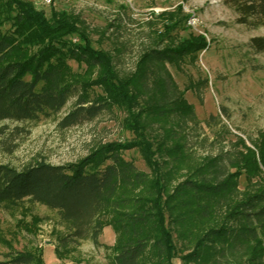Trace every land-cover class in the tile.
<instances>
[{
    "label": "trees",
    "instance_id": "trees-1",
    "mask_svg": "<svg viewBox=\"0 0 264 264\" xmlns=\"http://www.w3.org/2000/svg\"><path fill=\"white\" fill-rule=\"evenodd\" d=\"M225 2L239 23L264 25V0ZM172 15L121 73L111 53L90 46L78 16L0 0V121L34 123L72 99L63 124L115 107L132 133L71 162L0 163V206L41 204L66 226L54 248L59 258L67 246L89 241L106 251L98 264H171L174 257L180 264H264V132L250 145L236 134L227 149L193 155L188 135L199 120L185 92L202 100L207 79H189L181 89L169 65L181 71L185 57L196 60L207 41L202 34L175 41L171 31L185 16ZM250 46L264 53V36ZM70 60L89 73L73 71ZM126 149L137 150L148 171L124 158ZM105 225L114 233L111 245L99 240ZM0 264L45 263L41 250H8Z\"/></svg>",
    "mask_w": 264,
    "mask_h": 264
},
{
    "label": "rangeland",
    "instance_id": "rangeland-1",
    "mask_svg": "<svg viewBox=\"0 0 264 264\" xmlns=\"http://www.w3.org/2000/svg\"><path fill=\"white\" fill-rule=\"evenodd\" d=\"M23 1L42 8L47 15L52 9L78 16L84 21L80 29L90 46L111 53L121 73L132 69L138 51L148 42L149 33L155 29L161 31L172 14L185 16L180 28L171 31L173 39L202 34L207 41V48L198 53L196 60L185 57L181 71L169 65L181 89L189 79H207L202 100L193 90L185 92L199 120L188 135L193 155L199 158L227 149L236 134L250 145L249 139L264 132V53L250 46L251 38L264 36V25L239 23L238 14L225 0H51L48 4L41 0ZM177 8H181V13L177 14ZM6 27L7 23L3 28ZM167 42L165 39L164 44ZM68 63L73 71L89 73L84 64L73 60ZM71 107L72 99L58 114L43 116L34 123L0 121V163L19 167L33 159L52 164L71 162L85 156L97 144L122 143L132 136L122 122L125 114L118 108L65 125L61 118ZM209 116L213 118L206 122ZM123 156L139 169L148 171L137 150L126 149ZM240 180L242 186L243 178ZM175 182V179L171 181ZM66 232V226L56 220L54 211L44 205L24 202L0 206V252L41 250L45 264L105 261L106 251L102 247L95 249L89 241L67 246L59 258L54 248L61 246L59 238ZM99 240L113 244L110 226L103 227Z\"/></svg>",
    "mask_w": 264,
    "mask_h": 264
},
{
    "label": "built area",
    "instance_id": "built-area-1",
    "mask_svg": "<svg viewBox=\"0 0 264 264\" xmlns=\"http://www.w3.org/2000/svg\"><path fill=\"white\" fill-rule=\"evenodd\" d=\"M43 3H50L51 0H41ZM191 20L195 19V18H190ZM189 23H193L192 21L189 20Z\"/></svg>",
    "mask_w": 264,
    "mask_h": 264
},
{
    "label": "bare ground",
    "instance_id": "bare-ground-1",
    "mask_svg": "<svg viewBox=\"0 0 264 264\" xmlns=\"http://www.w3.org/2000/svg\"><path fill=\"white\" fill-rule=\"evenodd\" d=\"M172 264H179V259H177V258H173V260H172Z\"/></svg>",
    "mask_w": 264,
    "mask_h": 264
}]
</instances>
